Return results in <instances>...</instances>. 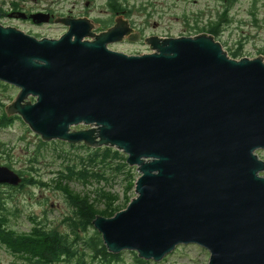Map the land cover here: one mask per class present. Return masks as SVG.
I'll list each match as a JSON object with an SVG mask.
<instances>
[{
	"label": "water",
	"instance_id": "95a60500",
	"mask_svg": "<svg viewBox=\"0 0 264 264\" xmlns=\"http://www.w3.org/2000/svg\"><path fill=\"white\" fill-rule=\"evenodd\" d=\"M57 24L69 28L58 39L0 24V82L20 90L3 109L45 143L127 155L136 197L93 221L107 252L160 263L196 245L209 264H264V58L234 59L207 34L130 56L107 48L117 29ZM22 184L0 166V185Z\"/></svg>",
	"mask_w": 264,
	"mask_h": 264
},
{
	"label": "rangeland",
	"instance_id": "374dc122",
	"mask_svg": "<svg viewBox=\"0 0 264 264\" xmlns=\"http://www.w3.org/2000/svg\"><path fill=\"white\" fill-rule=\"evenodd\" d=\"M86 1L83 0L81 4H78L76 12L86 9ZM172 1L175 6L162 12L163 24H169L171 32L178 34L185 31L187 15L192 11L198 12L200 10L198 7L192 6V0ZM102 3L103 0H95V6ZM210 6V8L205 7V10L207 14L211 15V18L216 19L221 11H214L216 8L214 2H211ZM92 7L93 2L90 5V8ZM253 11L250 0H240L230 11L229 20L231 22L226 25L224 33L219 39L215 38L224 46L231 57L233 54L241 52L240 57L236 58L238 60L264 58V7L260 10L258 23L252 15ZM20 30L38 39H58L57 36L62 33L59 28L51 31L49 27H44L43 31L37 32L41 35L38 37L30 34L28 27ZM120 49L126 52H134L143 48L126 46ZM19 92L18 88L0 82V120L4 115L7 116L3 108L11 104ZM12 118L15 120L8 125L2 126L0 124V166L10 167L20 173L24 179H32L38 184H29L23 188L7 186L0 188V202L4 204V214L9 220L11 231L18 234H30L34 227L40 223L48 229H57L71 236L68 220L73 218V208L63 190L67 187L75 193L88 196L96 204L99 211H103L104 206H106L105 201L99 197L101 191L116 195L118 197L117 206L122 209L121 211L126 210L129 203L136 197L135 182L140 175L136 168H130L128 165L127 168L123 167L128 158L124 153L119 152L121 153L119 158L109 159L106 163H91L94 159L95 149L81 148L80 146L83 144L72 147L73 145L60 141L45 143L20 117L14 116ZM80 129L84 128H77V130ZM257 154L264 160V150L258 151ZM99 161H102V157ZM70 169L75 172L72 175L73 179H68L71 175ZM83 171H90V175L100 174L104 180L91 178H88L87 182L80 180L78 173ZM130 175L135 177L133 178L135 181H133L132 189H128ZM126 198H129L128 205L125 202ZM95 232H97L96 229L92 227L86 237L94 235ZM82 240L77 243L79 254L83 251ZM136 259H138L136 253L125 251L112 264H139ZM84 260L86 264H103L100 260H93L91 253L86 254ZM209 262L210 253L206 249L196 245H188L178 247L160 263L153 261L148 263L209 264ZM0 264H26V261L12 255L4 246L0 245ZM62 264L78 263L73 261Z\"/></svg>",
	"mask_w": 264,
	"mask_h": 264
},
{
	"label": "flooded vegetation",
	"instance_id": "af4514ba",
	"mask_svg": "<svg viewBox=\"0 0 264 264\" xmlns=\"http://www.w3.org/2000/svg\"><path fill=\"white\" fill-rule=\"evenodd\" d=\"M82 1L0 0V24L19 30L28 27L30 34L38 37L41 35L37 32L43 31L44 27H49L51 31L59 28L62 33H59L57 37L60 38L69 31V28L63 24H57V21L83 20L90 27L88 33L94 36H101L117 29L113 35L114 42L107 46L109 50L130 56H140L154 52L148 42L153 38L166 40L207 34L219 39L225 31L226 19L229 18L231 9L240 2V0H192V6L198 7L200 11H192L188 14L185 20V31L176 34L171 32L169 24H163L162 12L175 6L172 0H103L99 6H95V0H87L86 9L76 12V7ZM91 2H93L92 8H90ZM211 2L216 3L214 11H221L216 19L211 18L205 10V7H211ZM250 3L254 10L252 15L258 23L264 0H250ZM34 15H38L36 19L47 18L49 21L37 24L32 18ZM84 40L93 41L94 37ZM126 46H139L143 49L134 52L120 49Z\"/></svg>",
	"mask_w": 264,
	"mask_h": 264
},
{
	"label": "trees",
	"instance_id": "16d2710c",
	"mask_svg": "<svg viewBox=\"0 0 264 264\" xmlns=\"http://www.w3.org/2000/svg\"><path fill=\"white\" fill-rule=\"evenodd\" d=\"M226 22L229 24L231 21L227 18ZM240 55L241 52H237L232 57L238 58ZM14 120L15 118H8L4 115L0 120V124L6 126ZM72 147L76 146L73 145ZM80 147L86 149L84 145ZM120 155L121 153L113 149H97L91 163H106L109 159L119 158ZM100 157H102V161H99ZM123 167L127 168L128 166L124 164ZM70 172L71 175L68 179H73L72 175L75 172L72 169H70ZM90 174V171H83L78 173V178L86 182L88 178L104 180L100 174ZM130 176L128 189L133 188V181H135L133 180L135 177L133 175ZM29 184L36 185L38 183L32 179H24L20 188L26 187ZM63 190L65 191L70 206L73 208V218L68 220L70 222L71 236L57 229H48L40 223L34 227L30 234L15 233L9 228V220L4 214V204L0 202V245L4 246L12 255L25 260L26 264H62L72 263L73 261H77L78 264H86L84 258L88 253H91L93 260H100L103 264H112L117 261L119 255L114 256L107 252L101 235L98 232H95L94 235L89 237H86V235L92 229L93 221L97 216L113 217L117 212L122 210L117 206L118 197L110 192L101 191L99 197L105 201L106 206H104L103 211H99L97 210L96 204L88 196L75 193L68 187ZM125 202L128 205L129 198H126ZM80 232L82 233L80 234ZM80 240L83 241V251L79 254V246H77V243ZM87 251L88 253H86ZM136 261L139 264H149L147 261L140 259H136Z\"/></svg>",
	"mask_w": 264,
	"mask_h": 264
},
{
	"label": "bare ground",
	"instance_id": "6f19581e",
	"mask_svg": "<svg viewBox=\"0 0 264 264\" xmlns=\"http://www.w3.org/2000/svg\"><path fill=\"white\" fill-rule=\"evenodd\" d=\"M258 152V151H257Z\"/></svg>",
	"mask_w": 264,
	"mask_h": 264
}]
</instances>
